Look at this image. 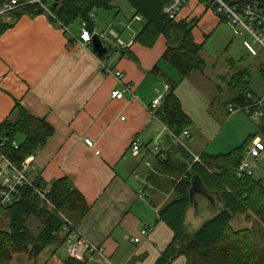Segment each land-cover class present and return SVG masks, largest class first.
Instances as JSON below:
<instances>
[{
    "label": "crops",
    "instance_id": "obj_1",
    "mask_svg": "<svg viewBox=\"0 0 264 264\" xmlns=\"http://www.w3.org/2000/svg\"><path fill=\"white\" fill-rule=\"evenodd\" d=\"M191 1L190 8L183 9L179 19H198L199 14L207 11L199 0ZM96 17L93 35L98 34ZM79 23L83 30L84 23L80 20ZM82 30L79 35L71 34L69 29L53 25L46 15H23L0 36V127L6 121L19 120L20 110L24 109L53 129L50 138L26 160L45 187L67 178L85 198L89 211L79 230L103 252L102 256L86 255V264H157L174 239L173 231L161 217L171 193L153 190L149 180L152 174L159 173L160 159L183 161H175L178 153L173 150L172 138L162 121L149 119L152 102L159 94H166V85L172 84L176 99L190 121L185 151L192 162L196 163L194 156H199L202 163L204 154L213 158L227 155L246 143L241 163L252 165L254 178V171L264 162V153L257 161L250 150L255 140L264 143V119L256 120L257 125L249 128L254 118L247 114L250 118L247 139L239 137L241 145L215 151L212 141L205 137L209 135L214 140L219 133L214 119L220 123L223 111L215 107L217 97L214 98L201 73L184 78L164 57L165 37L148 48L136 41L140 30L128 32L122 40L111 27L114 41L101 39L113 54L102 59L91 46L82 44ZM193 36L197 44L204 45L196 29ZM259 68L264 69V65ZM117 73L122 77H117ZM260 74L261 85L257 88L252 85V90L264 106V74ZM126 85L131 91L123 99H114L113 92L123 91ZM204 114L212 119L209 121L212 131L196 123L197 115ZM24 139L19 136L14 145ZM86 140H91L93 146L87 145ZM136 141L142 144L138 152L133 150ZM262 166V177L257 180L264 182V163ZM193 209L191 206L186 219ZM145 228L149 230L147 238L134 243L132 240ZM20 255L17 256L22 259L11 263L12 258L8 264H50L55 257L56 264H65L70 258L66 243L49 245L38 258ZM185 263L186 258L180 257L172 264Z\"/></svg>",
    "mask_w": 264,
    "mask_h": 264
},
{
    "label": "trees",
    "instance_id": "obj_2",
    "mask_svg": "<svg viewBox=\"0 0 264 264\" xmlns=\"http://www.w3.org/2000/svg\"><path fill=\"white\" fill-rule=\"evenodd\" d=\"M30 1L33 0H18L20 7L0 17V36L23 15H46L53 25L66 30L80 20L93 34L96 12L110 10L113 0H45L43 4L48 11L38 3L28 4ZM127 2L134 8L135 16L141 17V23H144L136 36L138 43L152 48L163 36L167 40L164 57L181 76L186 78L196 72L204 73L206 63L200 55L203 45L197 44L193 36L199 22L197 18L171 19L164 13L163 0ZM6 17L10 22L4 21ZM128 54L137 60L131 52ZM226 64L229 72L221 77V81L228 87L225 91L228 96L227 112L230 113V106L235 110L251 109L250 115L261 110L263 120L264 106H259L261 99L252 90V66L243 59H227ZM260 72L264 74V69L260 68ZM20 114L16 122L9 120L0 127V142L6 144L2 153L17 166L34 154L53 132L46 121L32 117L26 110L21 109ZM157 115L175 135L180 136L188 129L190 121L176 99L172 84L164 95ZM19 136L25 139L16 148L14 143L18 142ZM172 142L173 150L180 148ZM245 144L224 156L213 158L204 154L202 163H193L191 156L188 162L182 163H175L167 157L160 159L159 173L152 174L149 182L153 190L168 195L171 193L161 217L173 231L174 239L157 264H172L180 257L186 258L185 264H264V182L253 176L237 175L244 158ZM34 174V188H21L16 202L2 214L9 218L10 233L0 231V264H8L15 254L25 253L31 258H38L49 245L65 244L69 230H65L66 224L61 215L79 228L89 211L85 198L67 178L58 180L48 188V202L42 199L34 189L44 190L47 187L40 176ZM196 175L201 177L209 191L220 194L223 208L191 235L185 230V220L192 206L189 190ZM239 216H246L250 222L256 218V226L235 230L232 223ZM31 218L38 224V233L29 226ZM65 264L86 262L69 258Z\"/></svg>",
    "mask_w": 264,
    "mask_h": 264
},
{
    "label": "rangeland",
    "instance_id": "obj_3",
    "mask_svg": "<svg viewBox=\"0 0 264 264\" xmlns=\"http://www.w3.org/2000/svg\"><path fill=\"white\" fill-rule=\"evenodd\" d=\"M200 3L205 8L207 7V11L198 15L199 22L195 28L199 35L198 39L202 40V42L204 41L203 49L200 55L206 63V69L204 70L202 76L208 82L206 85L211 87V91L215 95L214 98L217 97L215 101V107L217 109L219 108L220 111H223V113H221L222 120L220 123L214 119V124H217L219 127V133L214 140H212L209 135L206 136L205 139L207 141H212L211 147L215 149V151H225V146L234 148L236 145H241L242 141L239 140V137L242 139H247L246 136L248 134L246 126L248 125L247 120L250 119L247 116V113L240 109L234 114L227 112L226 103L228 98L225 91L228 89V87L223 81H221V77L227 75L229 72L226 64L227 59H243L245 62L250 64L252 66L250 79L253 83V88H257V85H261V81L259 80L261 75L259 67L260 64L264 65V50L255 45L258 55H251L244 46V41L252 43V38L246 33L242 36H236L228 23L222 17L216 15L213 9L209 7L206 2ZM191 4L192 1H190L184 7V9L190 8ZM111 6L112 8L110 10H98L96 12V22L100 37L103 39L111 38L114 41V38L111 36L109 31L111 27L112 31L117 34L118 37H121L122 40H124V35H126L128 32H137L138 30L143 29L144 23L137 21L138 17L135 16V10L127 2V0H113ZM4 19L5 22H10L7 17ZM68 29L71 34L79 35L80 31L82 30V25L79 23V21H76L74 24L69 26ZM217 114L218 111L213 113V115ZM196 119V123H199V125L200 123L201 125L204 124V126H207V130L212 131V127L209 125V121L212 119H208L207 115H197ZM228 120L232 122L229 123ZM252 120L253 123H249V128L255 126V124L257 125L256 120ZM198 127L195 126L194 138L198 137ZM174 151L178 153L177 157H175L177 158L175 159L176 162H188L190 155L187 151H185L184 148L177 147L174 148ZM263 163L264 162H261L260 166H258V168L254 171L256 179H259L260 176L262 177L261 174L263 173ZM197 201L199 203L198 209L194 208L192 214H190L189 218L187 217L186 219V230L191 234H194L204 222L215 217L223 208V204L221 202H218L217 208L212 207L211 204L201 196H198ZM252 219L254 221L250 222L246 220V216H239L237 219H234L232 226L235 230H239L240 228L255 227L256 218ZM29 226L34 232H39V230H37L38 224H36L35 219L31 218L29 220ZM0 231L4 233H10V221L8 216H0ZM48 251H50V249H48ZM17 255H14L11 263H13V261L18 258L22 259V257H20L21 255L19 257ZM41 258L44 259V255L41 256ZM56 260L58 262L57 257H55V260L50 264H56Z\"/></svg>",
    "mask_w": 264,
    "mask_h": 264
},
{
    "label": "built area",
    "instance_id": "obj_4",
    "mask_svg": "<svg viewBox=\"0 0 264 264\" xmlns=\"http://www.w3.org/2000/svg\"><path fill=\"white\" fill-rule=\"evenodd\" d=\"M45 0H33L28 2V4L38 3L43 6L47 11V7L43 4ZM165 3L164 13L167 14L171 19H177L181 14L184 7L191 0H163ZM206 3L211 7L214 13L228 23L233 33L236 36H242L245 33L252 38V43L244 41V46L253 56L258 55V51L255 45L259 46L264 50V0H206ZM18 0H0V17H5L13 10L20 7ZM137 21L141 22L142 18L138 17ZM93 34L88 30L86 24L83 25V30L80 35V40L84 45H91ZM117 77H122L121 73H117ZM169 90V85H166V93ZM131 91V88L126 85L123 91L113 92L112 97L114 99H123L125 93ZM165 94H159V96L152 102L149 109V119L158 120L157 112L161 108ZM262 102H259L261 106ZM232 106L229 108L231 114L236 113ZM243 111V110H242ZM244 112L250 115L251 109H246ZM251 116L255 119H261L263 117V112L258 110L253 112ZM161 122V121H160ZM162 123V122H161ZM163 124V123H162ZM165 130L169 133L174 144L188 149L187 141L190 139V132L185 130L182 135L178 136L172 133L166 126ZM86 144L93 146L91 140H86ZM4 142H0V215L3 214L10 206H12L20 193V189L26 186L34 188L33 180V169L31 162L25 160L21 166L15 165L10 159H8L3 153L2 148L5 147ZM142 147L139 141L134 142L133 150L138 152ZM18 148V145H16ZM264 153V143L259 139L254 141V146L250 150V155L255 160H260ZM194 156V155H193ZM194 162H201L199 156H194ZM237 175L239 177L243 176H253L252 165L248 162H243L238 168ZM35 192L45 201H47V194L50 190L34 189ZM143 198V194L140 195ZM48 202V201H47ZM65 221V230H69V235L67 236L66 245L68 248V255L70 258L77 260H84L86 255H103L102 249L90 242L79 230V228L74 227L73 223L67 219L65 216L61 215ZM149 234L148 229H143L139 237L134 238L132 241L134 243H140L142 240L147 238Z\"/></svg>",
    "mask_w": 264,
    "mask_h": 264
},
{
    "label": "water",
    "instance_id": "obj_5",
    "mask_svg": "<svg viewBox=\"0 0 264 264\" xmlns=\"http://www.w3.org/2000/svg\"><path fill=\"white\" fill-rule=\"evenodd\" d=\"M91 47L93 52L102 59H109L112 56V51L110 50L109 46H107L101 37L98 34H94L91 41ZM191 204L194 208L199 207V203L197 201L198 196L203 197L206 199L212 207L217 208L218 202L221 201V196L218 192H211L209 191L201 177L194 176L192 179V187L189 190Z\"/></svg>",
    "mask_w": 264,
    "mask_h": 264
}]
</instances>
